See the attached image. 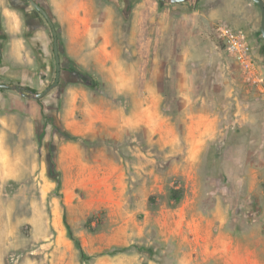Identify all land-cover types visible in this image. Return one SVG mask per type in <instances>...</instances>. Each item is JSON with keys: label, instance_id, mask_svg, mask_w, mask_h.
Returning <instances> with one entry per match:
<instances>
[{"label": "rangeland", "instance_id": "rangeland-1", "mask_svg": "<svg viewBox=\"0 0 264 264\" xmlns=\"http://www.w3.org/2000/svg\"><path fill=\"white\" fill-rule=\"evenodd\" d=\"M35 1L58 32L62 74L40 102L4 90L0 264H222L227 240L264 259V103L215 31L233 27V4L259 28L258 6ZM5 10L26 61L0 82L42 92L56 76L51 28L28 0H0L3 30ZM75 23L96 40L85 54Z\"/></svg>", "mask_w": 264, "mask_h": 264}, {"label": "crops", "instance_id": "crops-1", "mask_svg": "<svg viewBox=\"0 0 264 264\" xmlns=\"http://www.w3.org/2000/svg\"><path fill=\"white\" fill-rule=\"evenodd\" d=\"M233 5L231 6L229 5L227 9L225 8V10L227 11L225 12L223 19L225 22H228L230 25L235 27V28L232 27L233 29L243 31L247 34V36L249 37V41L252 45L256 60L259 62V64H261L264 67V38L259 34L260 23H259V28H256V25H254V23H256V20H258L256 18V15L253 16L251 20L249 19L251 14L249 15L248 13H246V11L245 12L240 11L237 9V7ZM78 8L81 10L83 9V6L77 4L75 9L77 10L75 11V13L76 12L77 13L74 15V17L76 18L79 17ZM5 16L7 18L10 17L13 21V24H9L8 26L7 23V28L5 25L6 28L5 30L0 28V71L6 68L7 70L13 72L16 69V67L21 66L20 65L21 62L26 61L25 56L23 54L17 53V49H21L24 46V41L21 39L20 40L13 39L14 31H18L19 29L17 14L11 10H5ZM80 19L81 21L85 20L83 17H81ZM16 21H17V26H16ZM260 21H261V16H260ZM10 25L14 26V28H10ZM79 26L80 24L75 23V27L71 29L72 30L70 35L71 43H73L72 45H74V48L76 49L77 52L85 54L86 52L91 51V47L96 46V40L93 38V36H91L89 29H82ZM244 29L247 31H245ZM35 32L39 34V30H35ZM45 46L47 47L48 45ZM96 51L97 49L93 50L94 53H96ZM47 52H48V48H47ZM26 57H27L26 58L27 62L30 63L28 65V68L33 70V72H36L38 67L34 64L33 59L29 58L28 55H26ZM46 61L48 62V59ZM6 69H4L5 72L7 71ZM12 69L14 70L12 71ZM3 74L4 73L0 72V79L1 77L5 76L6 78H4V80H8L11 77V76L8 77L9 75L6 76L5 74L4 75ZM7 94L8 92L0 89V105L1 102L8 101L9 98L7 97ZM10 99H12V97ZM74 101L76 102V98L72 97L71 102ZM232 242L233 241L229 242L227 240L221 244L220 251L222 253L221 255L222 264H264V259L256 257L254 253L255 250H253L252 247L251 248L248 247L245 249L243 247H240L239 245L238 246L233 245Z\"/></svg>", "mask_w": 264, "mask_h": 264}, {"label": "built area", "instance_id": "built-area-1", "mask_svg": "<svg viewBox=\"0 0 264 264\" xmlns=\"http://www.w3.org/2000/svg\"><path fill=\"white\" fill-rule=\"evenodd\" d=\"M215 31L244 83L254 89L264 103V67L256 60L247 34L225 23L218 24Z\"/></svg>", "mask_w": 264, "mask_h": 264}, {"label": "water", "instance_id": "water-1", "mask_svg": "<svg viewBox=\"0 0 264 264\" xmlns=\"http://www.w3.org/2000/svg\"><path fill=\"white\" fill-rule=\"evenodd\" d=\"M162 2L168 3V4H183L190 0H160ZM195 3H198L200 0H194ZM259 8L260 10V33L261 36L264 38V0H252ZM28 2L31 4V6L38 11L43 18L46 20L48 25L51 28L52 35H53V52H54V59L56 64V76L54 79V82L45 88L42 92H34L32 90H27L25 87L20 86L18 84H9V83H2L0 82V89L1 90H10L19 93L23 97H26L28 99H32L35 101H39L43 99L45 96H47L51 91H53L56 87L59 86L61 81V74H62V65H61V57H60V48H59V41H58V32L55 28V24L53 20L51 19L50 14L48 11L42 7L39 3H37L35 0H28Z\"/></svg>", "mask_w": 264, "mask_h": 264}, {"label": "trees", "instance_id": "trees-1", "mask_svg": "<svg viewBox=\"0 0 264 264\" xmlns=\"http://www.w3.org/2000/svg\"><path fill=\"white\" fill-rule=\"evenodd\" d=\"M172 5H179V4H172ZM259 34L261 35L260 31H259ZM26 89L29 90V88H26ZM40 101L41 100H39V102ZM183 198H184V193H183L182 189H171L169 191V199L175 206L180 205V203L182 202ZM150 199H151V201L154 200L155 196H152ZM67 228L69 230V235H70L71 239L74 240L77 248H79L82 251L79 241L72 236V232L70 231L69 226H67ZM141 250H143V251H145L146 253H149V254L151 253L150 249H148V248H145V249L142 248ZM81 253L83 254V252H81ZM83 256H84V254H83Z\"/></svg>", "mask_w": 264, "mask_h": 264}]
</instances>
